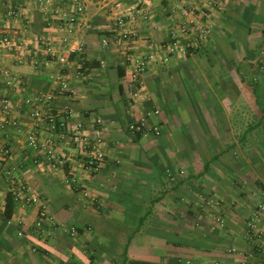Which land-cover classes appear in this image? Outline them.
Returning a JSON list of instances; mask_svg holds the SVG:
<instances>
[{"label":"crops","instance_id":"0c3cea01","mask_svg":"<svg viewBox=\"0 0 264 264\" xmlns=\"http://www.w3.org/2000/svg\"><path fill=\"white\" fill-rule=\"evenodd\" d=\"M77 2L84 8L82 19L67 33L54 12L73 11V0H0V34L29 47L23 64L0 49V108L7 99L12 110L8 117L0 110V144L14 159L8 162L0 150V199L7 204L9 174L26 184L27 197L42 199L27 206L14 199L12 217L0 215V264L169 263L181 256L193 264H239V253L264 259V233L256 244L245 236L248 216L264 200V0ZM140 2L146 20L130 17ZM204 5L208 17L199 13ZM10 6L17 17L6 15ZM120 18L134 30L131 46L114 35ZM185 22L211 27L210 38L135 77V59L152 54L150 43H166L171 29ZM105 34L114 35L107 48L101 46ZM68 35L82 45L80 54L64 68L34 67L35 57H48L43 51L34 55V37ZM59 72L67 76L73 97L57 91ZM47 93L55 99L42 110L52 111L56 120L71 111L67 122L77 139L40 125L41 139L66 157L59 171L27 144L37 122L26 101ZM142 118L144 132L131 136L128 124ZM100 129L104 160L86 174L82 159L90 148L82 138ZM196 196L221 199L225 218L205 225L187 220L192 207L185 198ZM41 207L58 223L43 239L32 230ZM20 230L25 237L18 236Z\"/></svg>","mask_w":264,"mask_h":264},{"label":"built area","instance_id":"2783aa9c","mask_svg":"<svg viewBox=\"0 0 264 264\" xmlns=\"http://www.w3.org/2000/svg\"><path fill=\"white\" fill-rule=\"evenodd\" d=\"M49 3V2H48ZM74 10L69 11L66 9H61L55 13V20L59 22V27L65 29L67 26L68 29H65L67 33H71L72 30L68 27L69 25L76 24L81 21L83 15V6H81L77 0H73ZM206 6H203V9H199V13L203 17H208V13L205 10ZM6 15L10 18H15L18 16V11L16 8L10 6L6 9ZM130 17L132 18H141L147 19V12L143 3L140 2L135 8L131 10ZM117 26H119V33H114L116 37L119 38L120 41L132 45L133 37L135 35L134 30L129 28L127 22L123 18H120L117 22ZM116 32V31H115ZM113 35V36H114ZM184 35L187 36L186 42L183 43L181 41V37ZM112 35L105 34L101 38V46L104 48L109 47L114 42V37ZM211 36V27L204 26L202 24H191V22H185L180 24L170 31V39L166 43L155 44L150 43V47L153 49L152 54L147 57H139L135 59V71L134 76L137 77L144 73L151 64L161 63L165 64L169 62V59L174 54H182L186 55L189 47L197 46L200 42H206ZM33 41L37 44V47L34 48V55L38 51L46 52L48 57L42 61H38L35 57L33 59V65L35 68H49L52 65L56 64L59 68H64L70 62V57L73 55L80 54L83 50L82 45L75 41L72 37L68 36H39L34 37ZM0 49L14 54L15 60L17 63L23 64L25 62L24 53L29 51V47L27 44L24 46L21 43H18L15 38L10 34H0ZM21 52V53H20ZM264 67V66H263ZM2 74L8 76V70H3ZM54 81L57 86V91L60 94H66L68 97H73L75 95L74 91L71 89L70 82L67 79V76L62 72H59L54 76ZM55 94L47 93V94H38L35 99H28L26 104L29 106H33L31 115L36 120L37 124L34 128H32L28 132V146L35 151L43 152L46 157V162L48 166L54 170H61L66 165V157L52 144L44 142L39 133L40 125L48 124L52 131L63 130L67 133L72 134V140L77 141L74 133L75 128L67 122L70 117L71 111H67L65 116L60 120H56V116L52 113V111H44L41 108V105H48L54 101ZM1 112L4 116L8 117L11 113V107L7 99L2 100V105L0 108ZM146 118H142L140 120L131 121L127 130L129 134L133 137H137L139 134L144 132L146 127ZM7 118L4 120V123H7ZM96 123L101 125L102 120L97 119ZM11 124L13 127L20 131V126L16 120H12ZM152 130L155 134H159V129L157 126L153 127ZM84 148H90V151H86V155L82 159V171L86 174H92L96 172L99 168V162L104 160V155L100 151V144L102 143V130H97L95 133V137L90 138L88 136H84L82 138V142ZM0 150H2L6 156L8 162L14 161L10 150L5 146L0 144ZM8 181V190L9 193L14 197L16 201H20L22 206H27L30 203H39L42 201L41 198L35 197H27L25 195V191L27 189L26 184L20 179H16L15 177L10 176L7 179ZM85 197H88V193H84ZM91 200L94 203H99L97 197H91ZM210 207H215L218 205V202L210 199L206 202ZM6 208L5 201L0 199V215L4 213ZM16 222L22 224V219H17ZM264 224V200L259 202L255 208L252 210L250 215L246 220L245 227V236L248 239V242L251 244H256V241L261 239L263 235V229L261 225ZM58 225L56 221L52 218V216L46 212V210L39 209L33 223L32 230L33 235L36 237L43 239L48 237L49 229L55 228ZM70 232L74 234L76 232V228L72 227ZM19 237H25V231L20 230L18 232ZM232 253H238L236 248H232L230 250ZM243 257L239 264H264V259L254 260L252 254H244L239 253Z\"/></svg>","mask_w":264,"mask_h":264},{"label":"rangeland","instance_id":"374dc122","mask_svg":"<svg viewBox=\"0 0 264 264\" xmlns=\"http://www.w3.org/2000/svg\"><path fill=\"white\" fill-rule=\"evenodd\" d=\"M182 174H184V173H182ZM213 197L214 196L204 198V196H202V197L196 196V198H194L195 200H192L190 197L185 198V200H186V202L184 203L185 206H188V208L192 207V210H193V211L189 210V209L186 210V212H190V217L188 215H186V219L191 220L194 217L195 220H198L199 222H201L205 225V224H208L207 222H209L208 220H210V219L212 222L213 220L214 221L217 220L218 217L224 216V213H222V211H223L222 209H225L224 208V205H225L224 202H222L221 199H219L218 197H214V198ZM210 199L217 201L218 205L215 206L214 208L210 207V205H207L206 202H208V200H210ZM196 202H198V203H196ZM224 218H225V216H224ZM219 221H221V220H219ZM219 228L223 229L224 226L221 225V227H219ZM196 231L198 233L202 234L201 230H196ZM196 235H199V234H196ZM180 259L183 263H187V264L192 263L191 260L185 258L184 256H181Z\"/></svg>","mask_w":264,"mask_h":264},{"label":"trees","instance_id":"16d2710c","mask_svg":"<svg viewBox=\"0 0 264 264\" xmlns=\"http://www.w3.org/2000/svg\"><path fill=\"white\" fill-rule=\"evenodd\" d=\"M14 207H15V200L12 197V195L9 194L8 197H7V204H6V208H5V212H4V217L6 219H10L12 217V214L14 212ZM124 264H187V263H183L180 259H176V260H173V261H171L169 263L138 261V260L126 261L125 260Z\"/></svg>","mask_w":264,"mask_h":264}]
</instances>
